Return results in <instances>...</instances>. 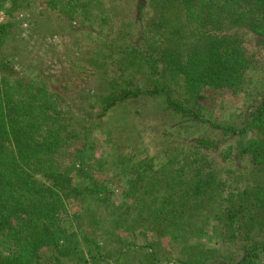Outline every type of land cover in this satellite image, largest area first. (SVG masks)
I'll return each instance as SVG.
<instances>
[{
	"label": "trees",
	"instance_id": "obj_1",
	"mask_svg": "<svg viewBox=\"0 0 264 264\" xmlns=\"http://www.w3.org/2000/svg\"><path fill=\"white\" fill-rule=\"evenodd\" d=\"M31 2L0 0L6 15L0 32ZM44 2L67 20L82 17L81 27L92 32L96 26L103 35L101 49L84 57L100 69L99 81L60 93L44 75L17 71L0 59V264H264V83L258 92L249 87L258 71L264 82V0ZM128 15L132 20L123 19ZM251 41L262 50L261 60L248 54ZM77 69L87 80L95 74ZM204 88L251 99L240 127L202 115ZM146 101L156 105L149 114L216 133L177 144L178 194H158L171 187L153 185L157 171L149 179L134 169L138 182L149 185L144 196L151 206L129 193L141 210L110 221L131 239L112 228L85 229L95 200L79 215L69 207L95 191L94 179L78 173L83 155L72 143L88 142L86 135L108 113L134 111ZM237 160L247 164L245 172L221 166ZM164 237L171 238L169 250L161 246Z\"/></svg>",
	"mask_w": 264,
	"mask_h": 264
},
{
	"label": "rangeland",
	"instance_id": "obj_2",
	"mask_svg": "<svg viewBox=\"0 0 264 264\" xmlns=\"http://www.w3.org/2000/svg\"><path fill=\"white\" fill-rule=\"evenodd\" d=\"M5 19L6 15L0 12V23ZM123 19L130 21L132 17L128 15ZM81 23L83 18L78 15L71 21L67 20L57 11L49 9L44 0H34L23 13L10 17L9 24L0 32V59L17 71L25 70L44 75L55 91L74 94L78 86L97 83L100 74V69L91 67L84 57L87 55L89 57V51L92 49H95L94 52L101 49L100 39L103 35L96 34L98 31L96 26L91 32L87 27H81ZM87 24L88 22L85 23ZM247 52L251 57L261 60L262 50L256 47L253 41L248 43ZM77 65L90 67L95 74L90 80L84 79ZM260 78L262 74L259 71L258 74H252L250 91L258 92L257 84L264 83L260 82L262 80ZM201 94L203 99L198 105L208 121L241 126L244 113L251 104L250 98L225 91L216 92L211 88H204ZM155 106V103L146 101L135 104L134 111L123 109L110 112L100 122L98 128L86 135L89 138L88 142L82 137L72 143V148L81 151L83 155L78 167L81 171L78 173L87 174L94 179L90 189L95 191L86 192V200L69 207L70 214L79 215L87 212L90 199L95 200L90 203L94 209V218L82 223L83 228L93 230L112 228L120 236L131 239L126 235L124 226L110 221L124 212L133 214L141 210L140 204L135 206L126 198L129 193L134 198H142V203L151 206L148 202L149 196H144L148 194L145 188L149 185L138 182L141 174L138 176L134 169L140 168L142 170L140 172L149 179L153 172L157 171L153 185L161 186V183L167 182V186L171 187L162 190L160 188L158 194L166 191L178 194L180 163L173 159L176 149L178 151L180 149V145L177 144L188 136L201 135L211 138L216 133V130L200 123L193 124L177 117L149 114ZM156 111L155 108L154 112ZM229 141L222 143L220 148L225 149ZM143 163L144 166L140 167ZM221 166L231 167L235 173L247 170L243 169L247 164L241 160L221 162ZM76 174H73L74 183L79 179ZM131 179L133 181L129 182ZM174 191L177 193H172ZM98 198H102L100 200L104 202H98ZM147 237H150L148 238L150 240L155 239L151 235L145 238ZM140 242L142 240L138 239L137 243ZM160 242L162 247L170 249L172 244L170 237H164Z\"/></svg>",
	"mask_w": 264,
	"mask_h": 264
}]
</instances>
